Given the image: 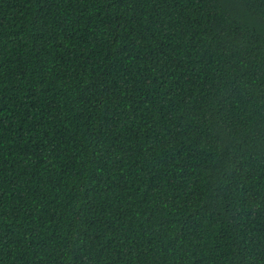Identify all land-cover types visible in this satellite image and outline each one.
Here are the masks:
<instances>
[{
  "label": "trees",
  "instance_id": "1",
  "mask_svg": "<svg viewBox=\"0 0 264 264\" xmlns=\"http://www.w3.org/2000/svg\"><path fill=\"white\" fill-rule=\"evenodd\" d=\"M0 264H264V0H0Z\"/></svg>",
  "mask_w": 264,
  "mask_h": 264
}]
</instances>
